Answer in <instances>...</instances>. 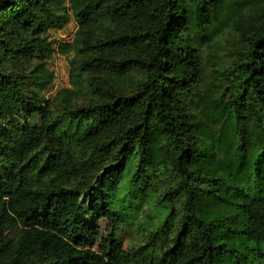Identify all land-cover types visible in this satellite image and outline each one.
<instances>
[{"label": "trees", "instance_id": "trees-1", "mask_svg": "<svg viewBox=\"0 0 264 264\" xmlns=\"http://www.w3.org/2000/svg\"><path fill=\"white\" fill-rule=\"evenodd\" d=\"M53 53L56 96L91 95L66 119ZM152 197L159 226L123 249ZM0 264H264V0H0Z\"/></svg>", "mask_w": 264, "mask_h": 264}, {"label": "rangeland", "instance_id": "rangeland-1", "mask_svg": "<svg viewBox=\"0 0 264 264\" xmlns=\"http://www.w3.org/2000/svg\"><path fill=\"white\" fill-rule=\"evenodd\" d=\"M75 29L76 25L70 17L68 23L62 29H50L45 36L48 40L68 42L71 40ZM239 47L240 45L238 41L234 38L230 37L224 39L219 52V59L216 61H221L219 65L225 66L236 56V52ZM71 57L72 56L66 57L58 53H53L52 56L46 60L45 68L52 73L53 78L50 85L41 92L44 100L49 103L55 114L61 116L63 119L68 117L67 112L70 108H73L74 105L84 104L91 98L89 93H85L76 99H72L70 103L69 101H62V99L56 96L60 90L70 88L68 75ZM28 69L29 68H27V70ZM212 69L213 68L210 64L205 65V71L208 74L207 76H212ZM80 73L83 79H86L91 75V73L86 71H80ZM29 89L32 88L29 86ZM55 96L57 98H54ZM171 181H173V179L164 182L160 187V191ZM154 204L156 206L160 204H157V197L148 198L141 204L140 208L136 212V216L130 219L127 223H122L120 225L116 232V238L121 242L123 249L129 250L130 248L137 247L145 243L148 237V232L151 230L154 231L159 226V222L163 216L158 212V210H155ZM159 206L163 205L160 204ZM170 206L173 208L175 214H179L180 206L178 199L173 200L170 203ZM99 225L103 235L106 229V224L105 222H99Z\"/></svg>", "mask_w": 264, "mask_h": 264}]
</instances>
